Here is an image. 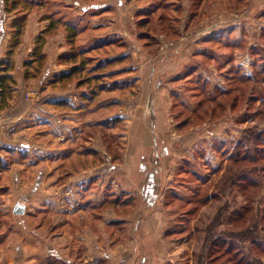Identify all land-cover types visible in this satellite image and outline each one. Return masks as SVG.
Wrapping results in <instances>:
<instances>
[{"label": "rangeland", "instance_id": "obj_1", "mask_svg": "<svg viewBox=\"0 0 264 264\" xmlns=\"http://www.w3.org/2000/svg\"><path fill=\"white\" fill-rule=\"evenodd\" d=\"M33 1L35 5L20 1L14 13L5 17L3 23L5 32L1 38L0 59L6 54L10 39L13 38L11 23L14 18L24 15L22 16L24 26L20 36V45L14 51V58H19V63L21 61L23 63L29 58L38 36L48 27L49 23L45 21V15L54 13L55 15L53 14L51 17H58V4L53 3L51 5L47 0ZM77 1L80 3L74 4V10L77 12H80L81 7L85 4L101 2L100 0ZM181 1L184 7L180 17L182 19L181 26L184 28L185 19H188L190 1ZM1 2L0 0V4ZM55 2L57 1L55 0ZM110 2L112 3L111 0ZM138 5L135 0H123L124 12L130 20V16H133L135 12L133 9L140 8ZM217 6L218 4L215 7ZM249 6L247 5L245 6L247 8L243 9L242 4L227 2L223 3L222 7L209 11L208 14L196 16L197 22L189 25L191 26L190 30L183 32V36L179 38V43L173 41L171 43L170 38L165 34L158 33L156 36L157 41L160 42V55L154 60H158V63L164 62L159 69L161 72L166 66L168 71L173 74L162 80L163 88L158 94L161 99L159 105H162L168 114L167 130L173 138V142L169 145H172L177 154L182 151L183 158H185L179 166L189 169L187 172H178V176L173 178L171 189L167 192L169 194L166 196L168 202H166L167 205L165 204V209L168 218L171 220L166 230L169 229L171 235L165 234L164 237L171 247L167 259L161 264H232L233 261L231 260H237V258H241L242 264H248L249 261H245V258L249 256V252L256 256L261 264H264V253L258 251L256 254V248L249 241L241 243V248L238 250L237 247H233L231 253L228 254L223 253V249L221 252L213 246L220 244V241L216 240L218 235L231 232L244 233L246 239L257 237L260 239L259 244L264 245V169L262 168L264 160L258 162L256 167L259 168H256V172L252 174L253 180L255 178V184H249V179L246 178L243 183H238L236 188L233 187L232 190L229 188L223 194L219 193L216 187L225 178V173L230 165L229 156L234 153L238 143L242 137L247 135L248 131L253 134H260V141H253V145L250 143L247 147H264V142L261 141V137L264 136V0H250ZM113 20H117V17L113 16ZM59 30L61 31L60 28L54 29L46 35L43 50L48 43L55 45V47L49 46L46 53L42 51L47 56L45 64L47 62L48 64L56 63L60 69L58 58L56 59L59 48L56 45L57 42H54L59 37L63 38V34L59 33ZM215 32H218L219 35L212 37L210 42H205L203 36ZM232 42L233 45H231ZM149 44L151 45V42ZM181 45H184L183 48ZM62 48L66 49L65 46ZM211 48L214 49L213 52L216 55L219 52H224L222 53L223 56L216 61H210L198 54L200 50ZM177 51L179 52L176 53ZM112 54L114 53H110V55ZM138 61V67L141 68L139 73L143 77L147 76L151 68L147 64H139ZM188 61V64L198 61L203 65L188 73L186 78L169 84V78L176 75L186 66ZM146 62L148 63V61ZM115 68H120V66L117 65ZM197 72L201 74L202 79L207 83L209 82L210 86L196 81ZM145 82L147 83V78ZM147 84L149 86V83ZM214 85H218L219 89L229 91L220 94V90H215ZM202 86L204 90H202ZM150 87L151 91H148V95L145 97L146 102L142 104V113L144 111L153 112L154 98L159 97L155 94L159 82L155 84L154 81L151 82ZM64 89L66 86L62 87V90ZM172 89L176 92L175 96L170 94ZM134 90L136 89L116 91L110 95L112 97L108 100L114 103L107 110L108 113H113L118 117L119 114L131 113L140 107L135 101ZM208 95L216 96L214 100H209ZM122 97L129 100L130 106L133 105L134 108L124 111L125 107L120 106ZM55 108L56 111L61 110L57 106ZM62 110L68 109L65 107ZM79 118L81 119V117ZM84 118L85 116L82 117L80 126L86 121ZM68 121L73 122V119H66L63 123L67 124ZM148 124L153 130L154 122L149 121ZM80 129L82 131V127ZM83 132L79 142L71 138L59 142H67L70 150L79 152V150L88 147V144H91L89 141H91L101 151V155L108 154L112 158L111 151L114 154L123 152L126 146L123 137L128 133V125L123 118L122 122L116 125L113 131L115 144L109 151L107 150L108 140L105 137L107 133L97 129H88L84 138ZM43 142L45 144L51 142V146L52 136L48 135ZM66 162V168H73L75 165L73 158ZM253 164L251 162L244 163L243 168L240 169L241 172H246V170L252 172L249 168L254 167ZM245 168L247 169L245 170ZM190 170L194 172V176ZM213 170H215L214 173ZM64 188L72 191L70 186L64 184L61 186L62 196ZM213 195H219V197L214 199L212 198ZM204 196H208V198L202 201ZM108 197L117 198L119 201L123 200L120 193H113ZM117 209L115 208V210ZM237 210L243 214L242 218L239 214L236 217L233 215ZM98 213L100 214L101 211L98 210ZM8 215V219H0V229L3 231L13 225V218L11 214ZM88 216L86 217L88 218ZM214 221H218V223L215 224ZM53 226L57 228L55 225ZM54 227L49 229L51 236L55 231ZM113 231L117 232L116 225H114ZM206 231L212 236L208 245L205 242L206 234H208ZM7 236L9 237L10 233H7ZM121 240L123 241V239ZM121 240L120 238H113L110 243L121 242ZM10 245L11 241L8 238L2 242L0 264H10L11 258L15 257L12 255L15 250L11 249ZM79 250L80 248H76L72 253L69 251V254H64L65 260L68 258L67 260L75 264L88 262L86 255H83V251ZM234 253L237 258L234 257ZM48 258L46 257V260H53L51 257ZM100 259L103 260L101 264H108V261L103 257ZM45 262L40 264H47ZM54 264L62 263L56 262Z\"/></svg>", "mask_w": 264, "mask_h": 264}, {"label": "crops", "instance_id": "obj_2", "mask_svg": "<svg viewBox=\"0 0 264 264\" xmlns=\"http://www.w3.org/2000/svg\"><path fill=\"white\" fill-rule=\"evenodd\" d=\"M119 13L125 21L132 23L133 16L130 20L123 7ZM60 38L54 41L59 48L58 56L65 51L62 48L64 39ZM49 46L55 47L48 43L43 50L45 53ZM129 50L131 65L138 70L134 92L140 107L118 116L128 125V133L123 137L126 146L118 160L108 154L101 155L98 147L89 141L92 145L85 148L98 154L101 159L98 165L93 162V156L81 155L80 150L66 155L70 146L67 142H59L70 138L79 142L82 134L80 111L55 110L60 100L73 107L80 103V94L74 84L62 90L50 82L55 73L67 68L59 66V69L56 63L47 62L44 67L50 71L47 77H43V69L36 81L26 82L22 61L19 63V58H15L16 66L11 72L15 80L14 91L6 102L0 100V219H8V214L13 218L10 228L0 229V246L7 238L11 241L15 257L11 258L10 264L47 263L46 257L49 259L50 254L64 258L76 248H80L89 260L81 264H101V257L108 264H161L167 259L171 246L164 236L171 219L165 209L164 197L185 158L182 151L177 154L169 145L173 138L167 130L168 114L159 105L161 80L173 74L166 66L162 72L159 70L164 62L146 59L134 48ZM137 61L149 65L151 69L147 76L139 73L141 68ZM153 81L154 84L159 82L155 92L159 97L154 98L153 112L142 113V104L146 102ZM121 101L124 111L134 108L129 100L122 97ZM112 116L116 115L112 113ZM66 119H73V122L64 124ZM85 119L89 120L88 117ZM149 121L154 122L153 130ZM48 135L52 136L51 146V142H43ZM71 158L75 165L66 168V161ZM64 184L72 188L68 198L62 196ZM112 193H120L123 198L116 207L107 203V197ZM127 198H133V202L123 205ZM74 202L79 206L74 207ZM18 204L25 208L21 216L13 214ZM51 227L55 228L52 236ZM7 233H10L9 237ZM113 238L123 241L110 243Z\"/></svg>", "mask_w": 264, "mask_h": 264}, {"label": "trees", "instance_id": "obj_3", "mask_svg": "<svg viewBox=\"0 0 264 264\" xmlns=\"http://www.w3.org/2000/svg\"><path fill=\"white\" fill-rule=\"evenodd\" d=\"M1 1L0 40L3 38L5 32L3 28L5 17L14 13L19 2L25 1L35 5L33 0ZM47 1H49L51 5L53 3L58 4L59 12L58 14L56 13L58 17L52 18L51 16H53L54 13L45 15V21L49 23L48 27L38 36L36 45L30 53L29 58L22 63L24 68L23 79L26 82L35 80L42 73L43 69H45L43 77L48 76L50 71L48 67L44 68L46 66L45 61L47 56L42 50L46 42V35L50 34L52 30L60 28L61 31L59 30V33L63 34L64 46L66 49L58 56V64L66 67L67 70L55 73L50 82L52 85H59L61 88L67 87L69 84L73 83L80 94V103L73 107L66 101L60 100L57 102L56 106L60 109L65 107L69 108V110L76 109L81 112L82 116H85V118L88 117L89 120L85 121L84 118L85 122L81 125L82 132L84 131V138L86 137V130L88 129H97L107 133L105 137L106 140H108V151L115 144V134L113 131L116 125L122 122V119L119 117L112 116V113H108L107 110H109L114 103L108 99L112 97L110 95L116 91L120 92L128 89H135L138 80L136 75H134L138 70L131 65L132 56L129 49L134 48L140 56H144L149 60H154L160 55V42L156 39L158 33L165 34L169 37L171 43L172 41L174 43H179V38L183 36V32L190 30L189 28L191 26L189 25L197 22L195 19L196 16L208 14L210 13L209 11L220 8L223 3L227 2H234L237 5L242 4L244 7L243 9L247 8L245 7L247 5L250 7V0H189L188 19H185L184 28H182V19L180 16L184 6L181 0H135L140 8L135 10L132 23H130V21H125L123 19L124 16L119 13L123 7V0H111L112 3L110 0H100L101 2L99 3H92L90 5L85 4L81 7L80 12L74 10V4H80L77 0L72 3H67L65 0H56L57 2H55V0ZM217 4L218 6L215 7ZM22 16H18L12 21L11 29L13 38L11 37L10 39L6 54L0 59V100L2 102H6L14 91L15 80L11 72L16 66L14 51L16 47L20 45V36L24 26V23H22ZM113 16H116L117 20H113ZM92 21H94V24H92ZM1 33H3V36ZM218 35V32L213 34L208 33L203 36V38L205 42H210L209 40H211L212 37ZM150 42L151 45L149 44ZM231 45H233V42ZM183 46L184 45H181V48H183ZM213 51V48L209 50L203 49L200 50L198 54L202 58L210 61H216L223 56L222 53L224 52H219L216 55ZM178 52L179 51L176 53ZM110 53L114 54L110 55ZM193 59L195 58L193 57ZM188 63L189 61L186 66L176 73V75L169 78V84L186 78L188 73H191L194 69H198L203 65L198 61L191 62L190 64ZM117 65L120 66V68H115ZM155 70L156 66H154V72ZM195 78L198 83L202 82V84L210 86L209 82L207 83L202 79L199 72H197ZM242 78L244 77L242 76ZM214 89L220 90V94L229 91L219 89L218 85H214ZM202 90H204V87ZM175 93L174 89L170 91L172 96H175ZM215 96L208 95L207 97L209 100H214ZM246 134L247 135L244 134V138L242 137L238 143L234 153L229 156L228 161L230 165L225 173V178L216 186L221 194L226 193L229 188H236V185L241 182L243 183L246 178L249 179V184L256 183L255 178L253 180L252 174L256 172V168H259L256 167L258 166V162L264 160V147L260 148L255 146L254 148H248L247 145L250 143L253 145V141H260V134H253L249 131ZM261 141L262 143L264 142V136L261 137ZM72 153L73 150L69 149L68 152L66 151V155L68 156ZM79 153L84 156H93V162L97 165L101 163L98 154L89 148H84L80 150ZM111 153L113 154V160L116 161L120 158V152L114 154V152L111 151ZM250 162L254 163V167L249 168L252 172L247 171V168H245L246 172H241L240 169L243 168V164ZM262 165L264 169V164ZM188 170V168L185 169L184 167L178 166L175 176H178L179 171L187 172ZM190 172L192 176H194V172H192V170H190ZM214 172L215 170H213V173ZM168 194L169 193L164 197L166 205V202H168L166 196ZM110 195H113V193L108 196ZM170 195L173 194L170 193ZM217 197H219V195L212 196L214 199ZM107 198L109 199L107 203L114 207L121 202V200L119 201L117 198ZM207 198L208 196H204L202 201L207 200ZM131 202H133V198H127L126 201L123 202V205H128ZM238 211L239 210L234 212L233 215L236 217V215L238 216L239 214L241 216L240 218H242L243 214H240ZM214 223L216 224L218 221H214ZM170 233L171 231L168 229L165 234L171 235ZM206 235L205 242L206 245H208L212 236H210L209 233ZM216 240H219L220 244L213 246L221 252L223 249V253L226 254L231 253L233 247H237V250L240 249L241 243L244 241H249L252 246L256 248V254H258V251L264 253V245L259 244L260 239L257 237L246 239L244 233L231 232L228 234H220L217 236ZM235 253L234 257L237 256ZM248 255L249 256L245 258V261H249L248 264H261L259 259L251 254V252H249ZM49 257L53 258V260L47 262V264H54L56 262L62 264L72 263L67 260L68 258L65 260V258L55 254H50ZM231 261H233L232 264H242L241 258Z\"/></svg>", "mask_w": 264, "mask_h": 264}, {"label": "water", "instance_id": "obj_4", "mask_svg": "<svg viewBox=\"0 0 264 264\" xmlns=\"http://www.w3.org/2000/svg\"><path fill=\"white\" fill-rule=\"evenodd\" d=\"M24 212H25V208H24L23 205H20V204L16 205V206L14 207V209H13V214H14V215H17V216H21V215H23Z\"/></svg>", "mask_w": 264, "mask_h": 264}, {"label": "built area", "instance_id": "obj_5", "mask_svg": "<svg viewBox=\"0 0 264 264\" xmlns=\"http://www.w3.org/2000/svg\"><path fill=\"white\" fill-rule=\"evenodd\" d=\"M72 194V191H69L68 189H65L64 190V193H63V197L64 198H68L69 196H71ZM64 206V204L62 205V207ZM74 207H78L79 206V203L78 202H74Z\"/></svg>", "mask_w": 264, "mask_h": 264}]
</instances>
